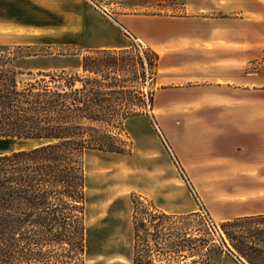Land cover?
I'll return each instance as SVG.
<instances>
[{
    "label": "rangeland",
    "instance_id": "obj_1",
    "mask_svg": "<svg viewBox=\"0 0 264 264\" xmlns=\"http://www.w3.org/2000/svg\"><path fill=\"white\" fill-rule=\"evenodd\" d=\"M187 4L188 0H151L149 7L135 14L151 16V20L189 18L192 22L184 29L210 30V7ZM16 47L0 46V52ZM22 47H31L25 52L41 54L36 60L20 64L37 79L50 81V75L58 77L63 69L84 76L81 66L87 54L70 57L82 54L81 49ZM117 56L120 72L111 74L106 83L116 81L118 89L125 92L119 97L130 104H119L117 112L137 110L140 115L136 117L143 118L131 124L129 119L123 130H113L119 143H128L126 154H86L87 264H133L136 207L143 216L141 212L151 205L167 212L198 215L188 222L193 237L204 236L201 223L214 226L215 244L221 252L212 257L210 264H235L223 258L227 250L215 228L221 230L227 219L264 209V51L256 58L253 54L245 73L221 71L219 83L213 80L168 90L156 85L153 50L135 41V47ZM22 78L28 82L32 77ZM140 98L147 107L133 106ZM36 144L0 140V155ZM180 223L169 222L164 230L183 229ZM152 247L154 259L163 264L160 259H164V253ZM197 259V264H208L205 249ZM235 261L240 264L237 258Z\"/></svg>",
    "mask_w": 264,
    "mask_h": 264
},
{
    "label": "trees",
    "instance_id": "obj_2",
    "mask_svg": "<svg viewBox=\"0 0 264 264\" xmlns=\"http://www.w3.org/2000/svg\"><path fill=\"white\" fill-rule=\"evenodd\" d=\"M30 49L0 52V140L37 143L0 155V264H87L86 154H126L128 143L112 133L140 112H117L119 104H129L119 97L125 92L116 81L106 83L120 72V51L90 52L83 57L84 76L63 69L46 81L20 66L41 57L24 51ZM133 106L147 104L140 98ZM141 214L136 207L133 264H158L152 245L164 253L163 264H197L204 249L210 264L221 252L214 226L201 223L203 237L189 232L196 214L172 215L153 205ZM174 220L184 228L164 230ZM217 231L240 264H264V214L226 221Z\"/></svg>",
    "mask_w": 264,
    "mask_h": 264
},
{
    "label": "crops",
    "instance_id": "obj_3",
    "mask_svg": "<svg viewBox=\"0 0 264 264\" xmlns=\"http://www.w3.org/2000/svg\"><path fill=\"white\" fill-rule=\"evenodd\" d=\"M193 3L210 7L207 32L184 29L189 18L151 20L135 14L151 0H0V46L73 47L83 53L70 57L82 58L93 51L128 50L137 41L159 57L156 85L161 90L219 83L221 71L245 73L253 54L256 58L264 51V0H188L187 6ZM260 214L264 209L235 218ZM223 258L237 264L231 254Z\"/></svg>",
    "mask_w": 264,
    "mask_h": 264
},
{
    "label": "built area",
    "instance_id": "obj_4",
    "mask_svg": "<svg viewBox=\"0 0 264 264\" xmlns=\"http://www.w3.org/2000/svg\"><path fill=\"white\" fill-rule=\"evenodd\" d=\"M137 47H138L140 50H142V47H141L139 44L137 45ZM215 230H216L217 234L219 235V232L217 231L216 228H215Z\"/></svg>",
    "mask_w": 264,
    "mask_h": 264
},
{
    "label": "bare ground",
    "instance_id": "obj_5",
    "mask_svg": "<svg viewBox=\"0 0 264 264\" xmlns=\"http://www.w3.org/2000/svg\"><path fill=\"white\" fill-rule=\"evenodd\" d=\"M104 163V162H103Z\"/></svg>",
    "mask_w": 264,
    "mask_h": 264
}]
</instances>
